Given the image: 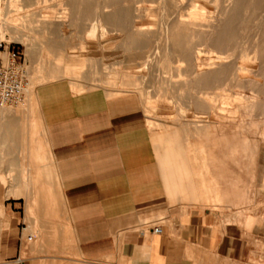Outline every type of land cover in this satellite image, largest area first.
I'll return each instance as SVG.
<instances>
[{"label":"rangeland","instance_id":"374dc122","mask_svg":"<svg viewBox=\"0 0 264 264\" xmlns=\"http://www.w3.org/2000/svg\"><path fill=\"white\" fill-rule=\"evenodd\" d=\"M4 17L16 27L3 44L23 54L28 86L19 105L0 109V179L21 193L0 191V264H111L75 259L45 122L39 107L38 127L36 101L29 108L49 83L136 110L158 171L168 162L169 200L180 211L255 209L264 195V0H0V26ZM44 174L53 207L39 197L28 221L30 181ZM253 244L245 261L201 264H264V244Z\"/></svg>","mask_w":264,"mask_h":264},{"label":"crops","instance_id":"0c3cea01","mask_svg":"<svg viewBox=\"0 0 264 264\" xmlns=\"http://www.w3.org/2000/svg\"><path fill=\"white\" fill-rule=\"evenodd\" d=\"M34 97L38 127L39 107L45 122L76 260L201 264L208 256L242 262L254 242L264 244V195L254 200L255 209L241 204L225 213L200 206L180 211L170 204L168 162L166 172L158 171L152 133L139 122L136 110L121 111L102 92L77 93L64 83H49ZM262 169L264 185V164ZM44 175L35 177L37 183L27 192L28 221L39 211V197L43 206L53 207ZM0 180V191L8 188L7 197L21 198ZM156 227L160 234L151 232Z\"/></svg>","mask_w":264,"mask_h":264},{"label":"built area","instance_id":"2783aa9c","mask_svg":"<svg viewBox=\"0 0 264 264\" xmlns=\"http://www.w3.org/2000/svg\"><path fill=\"white\" fill-rule=\"evenodd\" d=\"M23 54L15 46L4 45L0 42V108L19 105L28 86ZM160 234L161 229L156 227L151 231ZM34 236H28L30 242Z\"/></svg>","mask_w":264,"mask_h":264},{"label":"bare ground","instance_id":"6f19581e","mask_svg":"<svg viewBox=\"0 0 264 264\" xmlns=\"http://www.w3.org/2000/svg\"><path fill=\"white\" fill-rule=\"evenodd\" d=\"M237 3L239 4L240 3V0H237ZM75 7V6H74ZM188 19V18H187ZM230 19H231V17H230ZM229 22H231V20L229 21ZM4 24L2 25V26H0V40H2V41H0V42H3V40H4V36H5V34L8 32L9 33V31H12V30H14L15 29V24L14 23H12V22H10V21H6V18L4 17V22H3ZM179 26L178 27H181V25H183V26H185V25H195V23H193V22H188V21H184V20H179V24H178ZM225 35H227V34H225ZM17 40H19L20 42H22L23 44H25V41H26V39L25 40H22V39H17ZM230 41H231V39H230V36L229 35H227L226 37H224V35H223V38H221V40H219L218 41V43L220 44V45H222V46H228V44H230ZM27 44V43H26ZM25 44V45H26ZM181 52L183 53V54H186L185 53V51L184 50H182L181 49ZM243 68V67H242ZM37 71V70H36ZM193 72H194V70H192ZM197 72V71H196ZM205 74H209L211 71H203ZM34 80V79H33ZM43 81V80H42ZM90 81V80H89ZM242 81V80H241ZM207 89H209V88H207ZM202 94H205V93H202ZM26 95H27V90H26ZM27 99H28V97H27ZM26 99V100H27ZM30 110L32 109V104H33V102L35 101V97H34V95H31V98H30ZM250 101V100H249ZM257 101H259V100H257ZM254 103V102H253ZM28 104V103H27ZM205 106H207L206 104H205ZM203 107V106H202ZM215 107V106H214ZM0 109H12L11 107H6V108H0ZM199 112V111H198ZM1 117V116H0ZM218 126H219V124H218ZM233 126V125H232ZM199 128V130H201V129H203L204 128V125L202 126V127H198ZM15 129V128H14ZM245 133V132H244ZM256 136V135H255ZM32 156L33 157H36V152L35 153H33L32 154ZM247 156V155H246ZM251 156V155H250ZM35 183H37V179L35 178V177H33L32 178V181H30V184L32 185V186H34V184ZM32 186H30V187H32Z\"/></svg>","mask_w":264,"mask_h":264}]
</instances>
